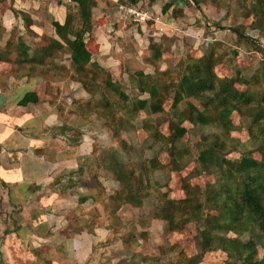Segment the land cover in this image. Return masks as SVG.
<instances>
[{
    "label": "rangeland",
    "instance_id": "1",
    "mask_svg": "<svg viewBox=\"0 0 264 264\" xmlns=\"http://www.w3.org/2000/svg\"><path fill=\"white\" fill-rule=\"evenodd\" d=\"M211 3L212 7H208V2L203 3L206 11L201 9V14H198L195 21L189 20L190 23L183 22L184 24L178 25L179 31L173 34L172 39L169 36L162 40L159 38L154 44L150 43L151 47L134 51L139 60L152 61L148 65L149 70L139 68L141 64H132L131 67L124 66L122 74L112 78L125 96L120 97L108 91L104 84L106 72L95 71L91 66L85 68L87 73L84 80L93 91L90 94L92 99L99 98L101 94L98 90H103L108 94L110 106L117 107L116 113L113 109L110 110L109 114H113L111 123L109 120L106 122L103 117V129L98 138L103 145V168L110 171L115 180L110 184L104 178V187L107 188L108 195L115 190L122 194L120 198L115 196L116 199L107 200L109 209H116L121 219L119 224L106 227L109 233L96 232L99 240H95L94 255L92 254L88 264H243L231 257L232 251L229 249L215 246L204 248L200 244V231L206 223V217L209 214H219L218 208L213 207L212 202L221 200L224 196L215 197L210 194L209 185H215L220 192L223 188L216 169H204L197 161V153L201 147L217 142L225 159L235 160L242 155L258 160L261 158L258 149L264 144V0H213ZM201 4L199 3L200 8ZM13 11L19 10L13 8ZM200 21L209 24V30L205 34L188 28V25L198 24ZM215 25L236 27L254 42L240 39L234 32L219 29ZM42 29L44 31L45 27L42 26ZM42 34H22L16 28L10 33L0 30V48H4L2 45L9 40L17 43L23 39L28 43L29 54L33 56L37 54L39 47L35 45V38L47 41L50 37L45 32ZM155 47L163 49L160 57L153 55ZM10 48L12 52L8 58L18 68L22 67L17 63L19 56L15 48ZM58 51L54 53L52 60L57 67L66 68L60 61L68 58V50L66 48ZM191 59L198 61L194 63L196 68L192 75L198 78L213 74L216 79L215 87L195 96H183L178 105L172 108L171 102L178 83ZM25 71L23 68L18 69V73ZM63 71L60 68L53 73L39 71L47 75H39L40 82L37 81L44 83L46 94L50 92L47 90L49 81L64 76L61 73ZM0 72H12L11 65L0 61ZM223 78L231 79L235 89L246 91L250 96L245 104H241L242 113L232 110L227 123L220 122L221 106L218 105L219 98L216 96L217 92H221ZM139 82L144 83L145 87L152 83L156 85L163 100L161 112L148 113L139 108L132 110L139 99L152 101L149 93L139 91ZM33 84L35 83H31ZM51 88L49 101L52 103L55 98L63 101L60 88L56 87L55 92ZM190 104L211 114L215 121L196 126L186 119H179L187 112ZM103 108L101 114L108 116V111ZM170 120L179 122L187 129L183 137L174 142L169 137ZM118 124L116 135L114 131ZM87 127L89 132L94 124L89 123ZM122 142L127 145V150L122 148ZM103 172L106 175V171ZM87 173L89 175L91 171L88 170ZM240 178L236 175L235 183ZM68 183L69 180H66L65 184ZM131 195L132 198L140 199L139 207L124 202ZM102 214L99 221H102L103 230L108 214L106 210ZM130 233L134 239L128 243V247L122 242V237ZM238 235L245 240L251 237L248 231L239 234L230 230L222 234L225 238ZM219 238H216V244L221 243ZM254 239L256 258L264 264L263 240L260 241L257 237ZM143 256L145 258L142 260Z\"/></svg>",
    "mask_w": 264,
    "mask_h": 264
},
{
    "label": "crops",
    "instance_id": "2",
    "mask_svg": "<svg viewBox=\"0 0 264 264\" xmlns=\"http://www.w3.org/2000/svg\"><path fill=\"white\" fill-rule=\"evenodd\" d=\"M134 1L95 0L91 8L92 29L86 46L91 62L106 68L112 78L132 64L146 70L151 63L139 60L135 50L148 48L162 37L172 39L178 25L195 21L201 9L206 11L203 4L200 8L192 0H136L149 9L152 19L145 23L121 19L119 3ZM67 3L76 6L75 0H0V28L36 36L45 32L60 39L52 22H64ZM20 12L31 19L29 25ZM201 23L188 28L205 34L209 24ZM47 43L48 39L35 38L36 46ZM69 62V54L60 61L67 67ZM37 81L38 74L8 72L0 77V264H88L95 240H99L96 232L105 234L110 227L107 220L101 229L104 209L92 197L96 192L93 180L103 185L104 178L110 184L115 181L102 165L98 134L103 125L97 116H84L77 109L75 100L90 97L79 83L69 80L47 85L48 91L58 87L63 94V101L55 98L51 103L50 92L46 94L44 83ZM29 91L36 92L38 101L18 104ZM87 123L94 124L89 132Z\"/></svg>",
    "mask_w": 264,
    "mask_h": 264
},
{
    "label": "trees",
    "instance_id": "3",
    "mask_svg": "<svg viewBox=\"0 0 264 264\" xmlns=\"http://www.w3.org/2000/svg\"><path fill=\"white\" fill-rule=\"evenodd\" d=\"M196 5L199 6V3L208 2L210 5L213 0H192ZM76 6H72L67 3V14L63 23L58 21H53L52 25L56 35L60 39L47 38L48 43L37 47V54H29V46L22 40H18L17 43H13L11 40L7 41L4 48H0V61L7 62L11 65L12 72H17L18 69L23 68L26 76L32 75H41L47 76L45 72L53 73L58 72V69L64 70L63 75H65L72 81L79 83L89 94H93L89 84L84 80L85 68L88 66L93 67L95 71L106 72L107 76L104 80V84L108 87L110 93H116L120 97L125 96L120 87L112 81L110 72L99 65L96 62H91V52L86 46V40L91 36V8L96 4L95 0H75ZM138 1H134L136 3ZM167 8V5H164L163 10ZM255 8L258 11V6L255 4ZM24 23L29 25L31 19L24 12H20ZM179 13H182V9H179ZM217 26V25H215ZM223 26V25H221ZM239 33L244 34L242 31L234 27ZM206 29V28H205ZM1 30V28H0ZM234 32V31H231ZM238 38L247 39L252 43L254 40L242 36L239 33L234 32ZM165 38V37H162ZM154 44V41H152ZM151 43V44H152ZM151 44L149 47H151ZM156 46V45H154ZM10 47L15 48L16 54L19 56L18 64L22 67L18 68L16 64L10 61L8 58L9 54L12 52ZM67 48L69 54V67H57L52 60V57L55 52L58 50H63ZM6 50V51H5ZM154 56L160 57L163 49L154 48ZM212 58V57H211ZM49 63H47V60ZM214 60V57L212 58ZM151 63L152 59H148ZM198 61L190 60L189 66L185 67V71L182 74L181 81L178 83L177 90L173 96L171 107L175 108L179 101L182 100V97H191L195 96L198 93H202L204 90H208L215 87L214 82L216 81L213 74H209L207 77H194L192 71L195 70L196 66L194 63ZM63 65V64H61ZM70 68V69H69ZM45 72H39V71ZM66 73V74H65ZM28 74V75H27ZM0 77L2 73L0 72ZM47 79H49L47 77ZM57 79L52 78L49 83L55 82ZM221 83V92H217L216 96L219 98L220 108V122L227 123L229 122V116L232 110H237L241 112V104H245L250 97L246 91H238L232 85L231 79L223 78ZM49 83L47 85H49ZM138 89L140 92L149 93L152 101H147L146 99H139L135 102V107L132 110L139 108L148 113L151 112H161L163 100L161 99L160 92L156 88V85L152 83L145 87V84L139 82ZM101 94L99 98L92 99V95L89 98L77 99L75 104L80 114L84 116H93L94 114L101 120L105 117L106 122L109 120V123L112 122L113 114H109L110 110L113 109V112L116 113L117 107L110 106V103L107 98V92L103 90H98ZM153 98H156L153 100ZM264 100V96H262ZM38 101V96L36 92L29 91L23 95L19 100L18 104L27 105L28 103H35ZM105 106V107H104ZM108 111V116L101 114L102 108ZM103 108V109H104ZM100 115H97V113ZM180 116V114L178 115ZM179 119H186L191 122L193 125H206L213 121V116L203 110H199L197 106L190 104L187 112H185ZM257 119V117H255ZM103 124V123H102ZM115 125V124H114ZM119 129V124L115 127L114 133L117 135ZM170 129V141L174 142L175 140L183 137L187 129L180 125L179 122H174L170 120L169 122ZM114 135V134H113ZM115 136V135H114ZM118 146V143H117ZM222 146V145H221ZM220 146L217 142L211 143L205 147H201L197 153V161L200 165L206 169L210 170L211 168L216 169L218 178L223 188V191L220 192L216 189L215 185L210 186V194L223 195L224 197L221 200L213 199L212 206L218 208L219 214L212 215L209 214L206 217V223L202 228L201 235L202 241L201 246L204 248H209L210 246L223 247V249H229L232 251L231 257L236 261H241L243 264H263L259 259L256 258L257 248L255 237H257L264 244V144L258 149L261 152V158L255 159L252 156L242 155L240 158L235 160L225 159L220 153ZM122 148L127 150V145L122 142ZM174 152H176L174 147ZM118 156V149L116 152V157ZM236 175L240 176L239 182L235 183ZM96 184V192L92 195L93 198H96L99 201L103 209L107 211L108 214V224H119V219L116 209H109V204L107 203L108 199H116L117 197H122L120 191H112L110 195L106 191V188L99 181H94ZM210 198V196H209ZM208 198V199H209ZM127 199V200H126ZM124 199V202H129L135 207H139L141 204L140 199H135L127 196ZM211 199V198H210ZM210 201V202H211ZM123 205V204H120ZM234 231L236 233L250 232L251 237L249 239H243L242 237H228L225 238L222 236L223 233L228 231ZM221 234V235H220ZM220 237V244H216V238ZM134 239L132 233L128 234L126 237H122V242L124 245L128 246V243ZM129 247V246H128ZM145 256L142 257V260Z\"/></svg>",
    "mask_w": 264,
    "mask_h": 264
},
{
    "label": "built area",
    "instance_id": "4",
    "mask_svg": "<svg viewBox=\"0 0 264 264\" xmlns=\"http://www.w3.org/2000/svg\"><path fill=\"white\" fill-rule=\"evenodd\" d=\"M118 14L121 19H127L132 23H145L152 19L149 9L140 2H122L118 5Z\"/></svg>",
    "mask_w": 264,
    "mask_h": 264
},
{
    "label": "water",
    "instance_id": "5",
    "mask_svg": "<svg viewBox=\"0 0 264 264\" xmlns=\"http://www.w3.org/2000/svg\"><path fill=\"white\" fill-rule=\"evenodd\" d=\"M216 27L219 28V29H227V30H230V31H234V32H236V33H239L234 27H230V26H221V25H217ZM239 34H241V33H239ZM241 35L244 36V37L250 38L249 36H247V35H245V34H241Z\"/></svg>",
    "mask_w": 264,
    "mask_h": 264
}]
</instances>
